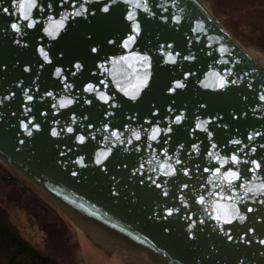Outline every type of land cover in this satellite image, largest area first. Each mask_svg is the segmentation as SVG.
Returning a JSON list of instances; mask_svg holds the SVG:
<instances>
[{"label":"water","instance_id":"water-1","mask_svg":"<svg viewBox=\"0 0 264 264\" xmlns=\"http://www.w3.org/2000/svg\"><path fill=\"white\" fill-rule=\"evenodd\" d=\"M137 3L141 4L140 8L135 6ZM80 4L89 7L85 0H77V5ZM100 4L102 8L103 0ZM107 4L110 13L89 7L82 18L65 21L63 29L59 21L65 10L59 14L48 10L43 24L49 31H59L55 41L46 36L38 40V36L44 35L42 31L25 29L23 37L12 32L8 25L10 19L15 20V15L10 18L0 12V162L24 176L69 215L124 236L154 253L163 264H264V245L259 243L264 239V203L258 202L264 198L250 196L246 188H241L232 195L243 197L242 201L217 203V198H209L207 192L219 190L212 185L220 183V178L203 172L204 167L212 164L219 167L215 156L230 157L229 149L236 150L242 160H264V147H260L264 145V101L259 99L264 95V67L196 0H147V11L143 0H107ZM2 7H10L18 14L11 0H0ZM71 10L69 5L67 11ZM128 13L136 19L127 21ZM133 23H140L139 34L126 32L125 25ZM6 28L8 31L4 34ZM122 34L136 35V43L129 49L120 48L119 41L116 45L106 43ZM98 44L104 45V52L99 60H94L95 54L89 55V49ZM39 46H45L46 51L50 48L64 51L65 57H59V51L56 57L65 62L56 64L53 58V63L64 68L65 75L69 71L77 72L75 77L68 76L69 83L76 82L75 88L65 90L55 86L58 78L54 68L43 61L37 50ZM221 46L228 48V54L221 55ZM169 53L181 55L176 56L173 63L168 60ZM105 54L109 59L120 56L126 59H116L97 69L95 65L103 61ZM49 55L52 57V51ZM143 55L150 57L143 62L151 64L150 68L140 63ZM68 59L72 60V65L67 64ZM77 59L86 65L87 71L83 74L74 67ZM37 61L44 63V68H40ZM24 68L30 71L24 72ZM136 68L140 70L133 71ZM92 72L97 73L96 78H90ZM99 80H103L104 85H99ZM176 80L184 87L169 93L167 88H176ZM222 81H228L223 88L220 87ZM89 82L99 85L100 92L113 96L116 108H109L99 100L92 105L85 103L91 94L81 89ZM45 91L53 92L54 98L46 97ZM125 92H138L137 99L129 100ZM27 95H32L34 101H27ZM61 96L65 102L73 99L74 103L64 109H52L51 104L58 103ZM105 109L107 114L102 115ZM46 111L48 116L40 115ZM150 112L157 114L155 120L162 129L173 128V132L167 133L172 139L164 147L171 149L169 156L173 164L178 157L183 160V167L190 170V176H183L181 172L178 178H172V183L164 184L162 181L169 177H162V170H158L164 163L163 150L158 147L162 141L146 139L145 132H141V141L132 137V132L141 128L150 134L151 127L155 126L146 123L153 119ZM177 115L182 117L179 123L175 120ZM22 120L40 123L41 128L32 129L33 135L28 136L20 125ZM89 121L91 127H88ZM105 124L109 125L107 129ZM197 124L208 128L213 137L205 141V133L196 128ZM68 126L73 127L74 133L66 131ZM52 128L61 135L52 137ZM114 130L123 134L124 143L111 135ZM81 134L85 135L84 144L75 139ZM249 136L252 139H248ZM128 139H132L131 144L127 143ZM234 140L241 144H232ZM189 141L196 143L201 152L206 144L214 157L210 159L207 153L201 157ZM212 143H216L217 148L213 149ZM180 144H184L185 149H181ZM253 146L257 148L255 154L251 152ZM61 152L64 155H60ZM106 155L107 170L104 164L94 163L97 157ZM79 157H84L83 164L76 163ZM116 160L128 167L116 164ZM226 168L222 167L221 173ZM141 176L143 184L139 182ZM248 179L251 183L246 187L255 193L264 182V173H249ZM152 180L161 184V188L157 189ZM183 183H189V188H183ZM200 183L206 187L200 188ZM164 191L174 192L175 198L164 197ZM198 194L205 196L204 205L195 203L194 197ZM233 204L241 208L240 214L247 219L232 220L228 225L224 223V213ZM245 204L252 212L244 209ZM167 207H180L182 211L169 217L163 211ZM217 214L222 217L220 221L212 219ZM185 216L195 220L202 232L195 234L194 229H188L190 221ZM202 220L204 224H200ZM221 228L225 231H220ZM227 235L233 239L228 240Z\"/></svg>","mask_w":264,"mask_h":264},{"label":"snow or ice","instance_id":"snow-or-ice-1","mask_svg":"<svg viewBox=\"0 0 264 264\" xmlns=\"http://www.w3.org/2000/svg\"><path fill=\"white\" fill-rule=\"evenodd\" d=\"M85 3H89V7L94 8L98 12L102 11L103 13H110V8L107 4V0H103L104 6L102 8H101L100 0H85ZM11 4L13 5V7H15L17 9L18 14H14L13 11L10 9V7L0 8V12L8 15L10 18L13 15H15V20H12V19L9 20L8 27L11 29L12 32L19 33L22 37L26 35L25 29H31V30L36 31L37 33L42 31L44 33V35L38 36V40H44V38L46 36L50 40L55 41L57 35L60 34L59 31L52 32V31H49V29L47 27H44L43 21L45 18H47L48 10H52L54 14H59V12L61 10H65V15L60 17V21H59L60 29H63L65 27V24H64L65 21H72L73 17L82 18L83 15H85L89 12V7H85L83 4L77 5V0H11ZM69 5H71V8H72L71 11H67V9L69 8ZM114 6L119 7V5H114ZM135 6L137 8H140L141 4L137 3ZM143 6L145 8V11H147V0H143ZM33 10H35V13H33ZM126 19H127V21H134L136 18L133 16L132 13H128ZM20 20L25 21V23L20 24L19 23ZM125 29H126V32L139 34L141 31V25H140V23L126 24ZM7 31L8 30L6 28L4 30V34H7ZM192 31H196V29H192ZM197 39H198V37H197ZM118 41H119L120 48L129 49L132 44L136 43L137 36L134 34H122L121 36L117 37L116 39L107 40L106 43L108 45H116ZM17 43H19V41H17ZM37 50L39 51L40 55L43 57V61L54 68V75H55V77L58 78L57 81L55 82L56 87H62L63 89L67 90V89L75 88L77 86L75 81H73L72 83L68 82V76L70 75V76L75 77L77 75V72L69 71L68 75H65L66 70L64 68L56 66V64L65 62L64 60H61L59 58V57H65L64 51H62V50H55L54 51L52 48H50L49 51H52V53H53L52 57H50L49 51L45 50V46H39L37 48ZM56 51H59V57H56ZM219 51H220L221 55L228 54V48L227 47L221 46ZM103 52H104V45L103 44H98L97 46H90L89 55L95 54L92 57L94 60H99L101 58V54ZM134 54L137 56L141 55L140 53H134ZM179 55H181V54L176 53V56H179ZM176 56L169 53L168 54V60L175 63ZM53 58H55L56 64L53 63ZM182 58L183 59H189L190 57H182ZM116 59L123 61L126 59V56H120L118 58L112 57L111 59H109L107 57V55L105 54L103 61L99 64H96L95 67L97 69L103 68L106 64H110ZM148 60H150L149 56H147V55L141 56L140 63L142 64L143 67H145V68L151 67V64H143L144 61H148ZM37 63L39 64L40 68H44V63H40L39 61H37ZM67 64L72 65V60L68 59ZM225 64H227V61H225ZM6 67L7 66H5V68ZM74 67L77 71H80L81 74H83L84 71H87L86 65L80 63L78 59L74 65ZM128 69L132 70V66L128 65ZM23 70H24V72L30 71L29 68H24ZM139 70H140L139 68H136L133 71L138 72ZM187 75L188 74H185V76H187ZM229 75H231V73H229ZM96 77H97V73L92 72V76L90 78H96ZM175 83H176V88H173L171 86H169L167 88V91L169 93L175 92L177 89L184 87V84L181 83L179 80H176ZM227 83H228V81H222L220 84V87L221 88L225 87ZM230 83L234 84L235 81H230ZM144 84L147 85V78H145ZM99 85H104V81L99 80ZM99 85H95V84L90 83V82L83 84L81 91L91 94V98L86 99L84 102L89 104V105H92L95 100H99V101H102L104 105H108L109 108H116L115 98L113 96H109L103 92H100L98 90ZM120 90L124 91L123 89H120ZM44 95L48 98H54V93L51 91H45ZM125 95H127L129 97V100L134 101L137 99L138 92H137V94H129V93L125 92ZM259 99L261 101H264V95H261L259 97ZM27 101H29V102L34 101V97L32 95H27ZM110 101H111V103H109ZM0 103H2V101H0ZM48 103H51V101L49 100ZM73 103H74L73 99H67L65 102V98L63 96H61L58 103L51 104V108L52 109H64V108H67L69 105H72ZM122 103H126V102L122 101ZM69 110L71 111V109H69ZM171 110H172V108H171V106H169V111H171ZM28 111H31V109H29ZM117 111H119V109H117ZM158 111H159V109H158ZM106 114H107V110L105 109V112L102 113V115H106ZM13 115H15V113H13ZM40 115H43L46 117V116H48V112L46 111V112L40 113ZM81 115H83V114L81 113ZM113 115H115V113H113ZM150 115L153 117V119L146 121V123H148L149 125L155 124L154 127H151L150 134L147 133L144 128H141L140 131L132 132V137L136 141H141V139H142L141 132H145V138L146 139H149V140L154 141V142L162 141V142L158 143V147L163 150L164 163L160 164L158 170H162V177H165V176L169 177L168 180L162 181L164 184L172 183V178H178V176L181 174V172H182L183 176H186V177L190 176V170L187 167H183V160L178 157L174 161V164H173L171 157L169 156V151L171 149L164 147V145L167 144L169 142V140L172 139V137L168 136L167 133L173 132V128L167 127L165 129H162L160 127V125L158 123H156L155 117L157 114L155 112H150ZM163 118L164 117H161V119H163ZM72 119H73V121L75 120V113H73ZM181 119H182V117L180 115H177L175 118L177 123H179L181 121ZM20 125L24 130L27 131L28 136L33 135L32 129L39 130L41 128L40 123H33L32 120H29L27 123H25L22 120L20 122ZM91 126H92V122L89 121L88 127H91ZM122 126L127 127V125H122ZM108 127H109V125L105 124V129H107ZM113 127H115V126H113ZM225 127H227V125H225ZM196 128L203 130V132L205 133V141H207L209 138L213 137V133L211 131H209L208 128H203V126L201 124H197ZM61 131H63V130H61ZM66 131L70 134L74 133V129L71 126H68L66 128ZM162 133H163V135H162ZM60 135H61V132H58L56 128L51 129V136L52 137H58ZM111 135L113 137H115L121 144L125 142L121 138L123 134L120 133L119 131L114 130V131H112ZM257 135L260 136L261 134L257 133ZM69 139H72V138L69 137ZM75 139L78 143L84 144L85 135H83V134L78 135L75 137ZM248 139H252V137L249 136ZM127 143L131 144L132 139H128ZM176 143H179V141H177ZM231 143L239 146L241 144V141L234 140V141H231ZM189 144H190L192 149H195L197 152L200 153L201 157H203L204 153H207V156L210 159L214 157V153L212 151H208L206 144H205L203 152H201L200 148L197 146L196 143L189 141ZM174 146L175 145H173V147ZM217 146L218 145L216 143H212V145H211V147L213 149L217 148ZM148 147H151V145H148ZM260 147H264V145H260ZM180 148L185 149V145L180 144ZM69 151H71L70 148H69ZM229 151H232V155L230 157L224 156L222 158L218 155L215 156L216 162L220 165L219 167H217L215 164H212L210 167H204L203 168V172H206V173L210 172L213 175L219 176V178H220V183L212 185L213 188L219 189V190L218 191H208L207 196L209 198L216 197L217 203H219V201H221V200L226 201V202H232L234 200L239 199L242 201L243 197H239V198L234 197L232 195V193L238 191L241 188H246V194H248L250 196L255 195L258 198H264V182L261 183L260 189L258 191H256L255 193H253V190L251 188L246 187L247 184L251 183V181L248 179L249 173H252L253 175H255L257 172L264 173V160H261V159H244V160H242L241 157L236 154V150L229 149ZM109 152H111V149H109ZM251 152L253 154H255L257 152V148L255 146H253L251 148ZM60 155H64V153L61 152ZM88 158L91 160L92 156L89 155ZM106 159H108L107 155L104 158L97 157L94 160V163L96 165L104 164L105 170H107L108 164H105ZM113 159H115V154L113 155ZM83 162H84V157H79L78 160L76 161V163H79V164H83ZM109 163H112V160H109ZM115 163L120 164L124 168L128 167V165L126 163H124L123 161H120V160H116ZM174 165L181 166V167L178 168ZM233 165H235V166L243 165V167L242 168L241 167H235L234 168ZM248 165H252V167H248ZM113 166H115V164H113ZM225 166H227L226 170L223 173H221V168L225 167ZM140 167L143 168L144 165L141 164ZM197 171H200L199 165H197ZM72 175H76V173H72ZM149 179H151V178H149ZM242 180L244 181L243 183H241ZM139 182L141 184L144 183L143 176H141ZM152 184H154L157 189L161 188V184L156 183L155 180H152ZM199 187L205 188L206 186L204 183H200ZM183 188H185V189L189 188V183H183ZM206 191H207V189H206ZM170 195L172 196L173 199L175 198L174 192H172V193H170L169 191L163 192L164 197H169ZM181 199L184 200L183 193L181 194ZM194 201L196 204L204 205L206 202V199H205L204 195L198 194L196 197H194ZM258 202L264 203V199H260ZM185 207H187V203H185ZM244 209H246L247 212H252V209L247 207L246 204L244 205ZM163 211H166L167 215L169 217H171V216H173L174 213H180L182 211V209L180 207H167V208L163 209ZM213 211H218V210L213 209ZM240 213H241V208L236 207L233 204L232 207L224 213V217H226L224 219V223L231 225L232 220L245 221L247 219V217L243 214H240ZM185 219L190 221L187 224L188 229H194L195 234H199L200 232H202L203 229L197 224V222L195 220H192V218L190 216H185ZM212 219L220 221L222 219V217L220 214H217V215L213 216ZM204 223H205V221H203V220L200 221V224H204ZM220 231H225V230H224V228H221ZM229 231H231V229H229ZM227 239L232 240L233 236L227 235ZM249 242H251V241H249ZM259 243L261 245H264V239L259 240Z\"/></svg>","mask_w":264,"mask_h":264},{"label":"rangeland","instance_id":"rangeland-1","mask_svg":"<svg viewBox=\"0 0 264 264\" xmlns=\"http://www.w3.org/2000/svg\"><path fill=\"white\" fill-rule=\"evenodd\" d=\"M208 12L220 21L222 27L246 50L264 60V52L254 45L256 38L264 32V1L249 0H200ZM260 58V59H261ZM19 182V186L30 188L36 195L43 210L55 216L65 225L67 238L59 248L72 264H144V254L124 256L118 246L108 245L109 238L99 236L89 229L87 223L69 215L54 201L43 195L38 188L18 172L0 162ZM23 184V185H22ZM0 205L5 210L10 224L27 243L42 252L50 253V237L36 225L35 219L13 195L4 193L0 185ZM60 229L62 225L60 224ZM60 232V231H59ZM56 250V249H55ZM54 250V251H55Z\"/></svg>","mask_w":264,"mask_h":264},{"label":"trees","instance_id":"trees-1","mask_svg":"<svg viewBox=\"0 0 264 264\" xmlns=\"http://www.w3.org/2000/svg\"><path fill=\"white\" fill-rule=\"evenodd\" d=\"M253 43L264 52V32ZM0 185L4 193L13 195L14 199L21 203V207L32 215L38 228L46 231L45 233L50 237V246L56 249L51 250L50 253L42 252L23 240L10 224L5 210L0 205V264H72L59 250L62 249L63 238H67L63 222L53 215L49 216V211L43 210L37 195L30 188L19 186L16 178L1 163Z\"/></svg>","mask_w":264,"mask_h":264},{"label":"bare ground","instance_id":"bare-ground-1","mask_svg":"<svg viewBox=\"0 0 264 264\" xmlns=\"http://www.w3.org/2000/svg\"><path fill=\"white\" fill-rule=\"evenodd\" d=\"M200 4L202 2L200 0H196ZM203 5V4H202ZM252 58H254L259 64H261L264 67V60L259 57L258 55L254 54L251 51H247ZM261 58V59H260ZM89 229L94 230L99 236H104L106 238H109L108 245L111 246H118L120 249V253L124 256H132V253L135 255L144 254V264H163L158 256H156L154 253L149 251L148 249L136 245L129 240H127L124 236L118 234V233H109L105 229L91 224H88Z\"/></svg>","mask_w":264,"mask_h":264}]
</instances>
